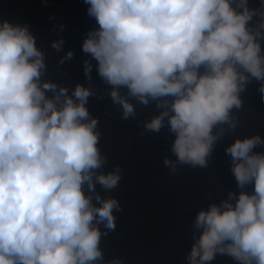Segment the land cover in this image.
I'll return each instance as SVG.
<instances>
[{"label":"clouds","instance_id":"9594fccd","mask_svg":"<svg viewBox=\"0 0 264 264\" xmlns=\"http://www.w3.org/2000/svg\"><path fill=\"white\" fill-rule=\"evenodd\" d=\"M83 2L98 26L82 44L91 57L83 64L86 80L91 83L94 60L123 120L136 116L131 100L155 102L158 115L144 132L166 127L176 163L206 168L214 145L236 129L231 112L242 107L240 94L252 80L261 82L264 97V0L259 8H249L248 0ZM63 43L51 47L60 52ZM46 72L28 26L0 22V264H105L101 239L115 230L114 213L122 207L96 186L111 192L121 170L102 171L107 159L98 147V121L86 107L95 93L77 84L69 95L67 87L42 81ZM258 147L264 140L253 135L225 149L239 193L229 191L196 214L188 264H210L217 255L264 264ZM164 164L175 171L170 160Z\"/></svg>","mask_w":264,"mask_h":264},{"label":"water","instance_id":"95a60500","mask_svg":"<svg viewBox=\"0 0 264 264\" xmlns=\"http://www.w3.org/2000/svg\"><path fill=\"white\" fill-rule=\"evenodd\" d=\"M259 6L260 0H248L249 8ZM87 7L83 0H0V22L28 26L37 49L45 55L47 72L42 81L67 87L69 95L77 84L95 93L86 107L90 117L98 121V147L107 159L102 171L110 172L119 166L122 177L111 192L96 186L102 197H115L122 207V211L114 213L115 230L101 239L105 264L112 259H122L123 264H188L187 256L194 243L191 224L196 214L206 211L211 203L226 200L229 191L239 193L225 149L235 139L259 135L264 140V97L258 91L261 82L252 80L240 94L242 107L231 112L237 127L225 131L214 145L207 158L208 166L180 165L170 151L174 136L166 127L159 133L144 132L145 122L158 115L155 102L144 106L131 100L136 116L123 120L120 106L113 105L107 95L110 87L96 73L94 60L91 83L86 80L83 64L91 57L82 51V44L87 33L98 27L87 15ZM61 39L62 50L56 52L51 45ZM69 51L73 59L59 64ZM220 127L227 129V125L218 126L213 132ZM254 151L264 152V147ZM165 159L175 165V171L165 166ZM246 191H251V186ZM210 264L235 262L217 255Z\"/></svg>","mask_w":264,"mask_h":264}]
</instances>
